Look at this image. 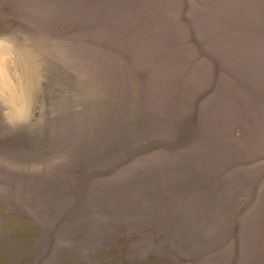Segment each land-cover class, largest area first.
Listing matches in <instances>:
<instances>
[{"label": "rangeland", "instance_id": "rangeland-1", "mask_svg": "<svg viewBox=\"0 0 264 264\" xmlns=\"http://www.w3.org/2000/svg\"><path fill=\"white\" fill-rule=\"evenodd\" d=\"M0 264H264V0H0Z\"/></svg>", "mask_w": 264, "mask_h": 264}, {"label": "trees", "instance_id": "trees-1", "mask_svg": "<svg viewBox=\"0 0 264 264\" xmlns=\"http://www.w3.org/2000/svg\"><path fill=\"white\" fill-rule=\"evenodd\" d=\"M193 8H194V7L192 6L191 9H193ZM165 10H166V17H167L168 12H167V9H165ZM225 17H226V16H225ZM226 19H228V16L226 17ZM220 24H221V23H220ZM146 56L149 57V53H148V54H145V55H144V58H145ZM147 57H146V59H147ZM146 62H147L146 64H148V60H146ZM178 94H179V93L175 94V96H178ZM142 95H143V94H142ZM142 95L140 94L139 96H141V98H142V97H143ZM166 95H167V94H166ZM163 96H165V94H164ZM175 96L173 95V97H175ZM145 101H146V100H145ZM144 104H145V103H144Z\"/></svg>", "mask_w": 264, "mask_h": 264}]
</instances>
